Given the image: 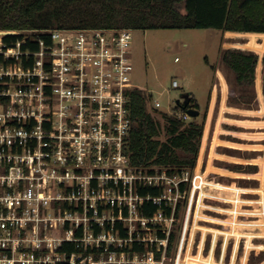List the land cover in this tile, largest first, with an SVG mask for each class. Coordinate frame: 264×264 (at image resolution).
<instances>
[{"label":"built area","instance_id":"obj_1","mask_svg":"<svg viewBox=\"0 0 264 264\" xmlns=\"http://www.w3.org/2000/svg\"><path fill=\"white\" fill-rule=\"evenodd\" d=\"M133 41L129 29L0 31V264H166L194 179L128 162Z\"/></svg>","mask_w":264,"mask_h":264},{"label":"rangeland","instance_id":"obj_2","mask_svg":"<svg viewBox=\"0 0 264 264\" xmlns=\"http://www.w3.org/2000/svg\"><path fill=\"white\" fill-rule=\"evenodd\" d=\"M248 35L258 34L205 29L134 31L133 84L159 101L163 113L194 97L199 115L192 120H204L203 148L196 168H189L194 185L182 201L174 225L178 229L176 248L166 264H250L253 255L251 264H264V64L257 69L254 105L237 107L230 103V98L240 95L234 75L222 60L229 49L264 57L263 39L257 38L254 50L243 45L249 43ZM173 81L179 88L172 87ZM223 107L230 109L222 112L224 117L242 124L219 126ZM215 140L217 157L210 163ZM216 241L214 255L209 254ZM221 247L226 250L222 258Z\"/></svg>","mask_w":264,"mask_h":264},{"label":"trees","instance_id":"obj_3","mask_svg":"<svg viewBox=\"0 0 264 264\" xmlns=\"http://www.w3.org/2000/svg\"><path fill=\"white\" fill-rule=\"evenodd\" d=\"M53 29H205L257 33L258 35L246 36L249 43L243 44L254 50L258 46L257 38L264 41V0H0V31ZM19 39L20 36L5 38L8 42ZM32 49H36V46H32ZM222 60L233 73L234 84L240 94L230 98V103L237 107H251L255 100L253 89L257 69L264 64V57L241 49H229L223 54ZM219 76L226 93L223 76ZM129 95L132 126L126 157L130 165L144 169L166 168L169 175H174L181 169L196 168L203 144L204 120L185 122L166 113L154 111L150 106L152 95L143 90H134ZM189 109L199 110V104L194 97H189L184 104L179 103L175 108L177 111ZM224 109L225 107L221 110L219 126L223 123L237 126L242 124L224 117L222 112L230 110ZM238 113L251 114L240 111ZM229 134L235 136L234 133ZM216 145L215 140L210 163L217 157L214 152ZM184 189L185 185H182V190ZM138 192L142 196L151 197L162 194L161 189L149 187L139 188ZM163 210L168 217L171 215V210ZM158 211L159 207L151 202H144L142 205L145 217H155ZM180 212L181 205L174 214L175 224ZM158 236L161 239L167 238L166 231H159ZM177 240L178 229L174 228L168 237V261L173 259ZM203 244L204 242H200L201 251ZM157 257L160 258V255L157 254ZM254 259V255L251 256L250 264Z\"/></svg>","mask_w":264,"mask_h":264},{"label":"crops","instance_id":"obj_4","mask_svg":"<svg viewBox=\"0 0 264 264\" xmlns=\"http://www.w3.org/2000/svg\"><path fill=\"white\" fill-rule=\"evenodd\" d=\"M203 143H204V142H203ZM201 148H203V144H202V147H201ZM191 205H192V204L190 203V206H191ZM189 211H190V215H191V214H192V209H191V210L189 209ZM189 211H188V212H189ZM252 211H255V210H252ZM187 217H188V213H187V215H186L185 223H186ZM185 223H184L183 233L181 234V240H180V244H179V245H181L182 237H183V234H184ZM187 233H189V239H190V231H189V228H188V230H187V232H186V236H187ZM185 241H186V237H185ZM205 243H206V242H205V240H204L203 247H204ZM187 244L189 245V240H188V243H187ZM185 245H186V244H185V242H184V246H185ZM216 246H217V241H216L215 245H214L213 242H212V244H211V248H210V250H209V254L212 253V255H214V251H215V249H216ZM222 246H223V244H222ZM187 247H188V246H187ZM226 249H227V248H226ZM225 253H226V250L223 251V248L221 247L220 258H222L223 255L225 256Z\"/></svg>","mask_w":264,"mask_h":264},{"label":"water","instance_id":"obj_5","mask_svg":"<svg viewBox=\"0 0 264 264\" xmlns=\"http://www.w3.org/2000/svg\"><path fill=\"white\" fill-rule=\"evenodd\" d=\"M180 102H177V104H179ZM188 114L191 118H196L199 115V111L198 110H194V109H189L188 110Z\"/></svg>","mask_w":264,"mask_h":264}]
</instances>
